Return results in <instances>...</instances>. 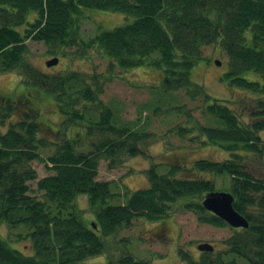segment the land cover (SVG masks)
I'll list each match as a JSON object with an SVG mask.
<instances>
[{"label": "trees", "instance_id": "1", "mask_svg": "<svg viewBox=\"0 0 264 264\" xmlns=\"http://www.w3.org/2000/svg\"><path fill=\"white\" fill-rule=\"evenodd\" d=\"M86 9L120 12L132 20L84 40L79 30ZM30 40L43 42L54 57L72 47L77 53L102 52L109 58L108 72L150 65L162 69V91L183 90L191 101L200 100L196 110L204 119L199 121L184 104L169 108L185 117L184 126H175L176 136L200 146L218 145L229 157L197 159L187 177L178 176L181 167L160 173L151 165L148 187L126 191V201L115 203L122 194L114 191L112 181L98 179L100 161L114 168L127 156L144 154L143 145L154 133L141 119L121 120L112 105L101 100V74L88 80L76 72L36 69L26 58ZM208 45L219 46L227 56L224 77L229 85L256 95L247 106L249 119L192 78L191 70ZM248 70L261 79L243 77ZM10 71L28 88L52 96L62 127L74 125L77 131L48 142L29 106V112L0 130V225L23 228L19 239H29L32 247L24 253L0 234V264H84L100 254L106 255L107 264H151L124 250L114 257L109 241L135 219L167 216L177 202L200 223L226 226L201 204L204 195L215 190L205 172L230 177L232 205L249 223L247 228L230 226L234 234L225 241V254L264 264V175L252 173L243 160L264 158V0H0V73ZM2 101L7 105H0V125L17 111L16 103ZM19 101L31 105L26 95ZM48 146L54 150L44 157L40 150ZM34 160L43 161L50 173L38 178ZM35 180L41 197L31 190ZM81 194L87 195L93 220L78 207ZM128 241L122 237L114 246ZM200 254L197 259L188 253L182 257L186 264H238L225 260L223 253Z\"/></svg>", "mask_w": 264, "mask_h": 264}, {"label": "rangeland", "instance_id": "2", "mask_svg": "<svg viewBox=\"0 0 264 264\" xmlns=\"http://www.w3.org/2000/svg\"><path fill=\"white\" fill-rule=\"evenodd\" d=\"M32 16V15H30ZM120 12L86 9L84 17L80 21L79 35L87 40L96 33L112 29L116 26L130 22ZM29 52L27 60L38 70L51 74L76 72L86 79L94 74H101L104 80V90L100 95L103 102L112 105L118 112L121 120L135 121L141 119L146 123L147 130L154 133L143 145L144 154L127 156L123 163L114 168H109L106 160L99 163V180L112 181L115 192L125 194L148 187L147 169L156 165L158 172L164 173L172 166L181 167L178 176H189L193 161L201 158L221 161L229 157L227 150L218 145L200 146L191 144L176 136V125L184 126L185 117L178 112H171L169 108L177 105H186L192 108V112L199 121L203 122L201 113L196 110L200 100L191 101L183 90L165 94L161 89L162 69L156 66H140L123 69L115 67L107 71L109 58L97 50L77 53V48L67 49V54L57 55V64L47 66L46 61L54 57L43 42L28 41ZM219 62V64L216 63ZM228 58L217 45H208L203 48V56L196 62L191 70L192 78L203 84L206 92L212 97L225 100L236 113L245 119L248 117L247 106L254 103L255 94L243 89L233 87L226 81L224 74L228 70ZM242 76L250 80H260L261 75L255 71H244ZM108 79V80H107ZM20 75L16 71L0 73V105L7 104L2 99H7L17 104V111L8 116V122L0 125L3 132L9 122L20 119L29 106L38 116L41 126V137L48 142L59 138L72 136L76 131L74 125L62 127L63 117L58 113L55 100L43 92L34 91L20 81ZM31 103L20 104L23 96ZM23 101V100H22ZM155 107L157 113L154 114ZM5 131V130H4ZM53 146L44 147L41 153L44 157L51 154ZM249 170L256 175H264V158L243 159ZM38 178L44 177L50 172L43 161H32ZM202 175L212 180L216 191L230 192V177L227 174H215L211 172ZM36 181L30 182L33 194L41 197L42 192L36 191ZM121 195L114 202H125L129 196ZM78 207L83 215L93 220V213L88 207L87 195H78ZM23 228L12 229L5 224L0 225V234L9 241V245L24 253L31 252L29 239L23 237ZM234 234V230L226 226H214L200 223L196 214L189 210H183L182 203L177 202L173 206L172 213L157 220L147 218L135 219L129 229L121 230L116 239H111V251L114 257L122 254L123 250L130 252L139 258L151 260V264H186L183 253H188L193 258H199L201 251L198 244L208 242L214 246L213 255L222 254L225 260L235 259L238 264H251L246 258L225 252L229 249L225 242ZM125 237L129 241L115 247L114 243ZM84 264H107L106 255L88 257Z\"/></svg>", "mask_w": 264, "mask_h": 264}, {"label": "water", "instance_id": "3", "mask_svg": "<svg viewBox=\"0 0 264 264\" xmlns=\"http://www.w3.org/2000/svg\"><path fill=\"white\" fill-rule=\"evenodd\" d=\"M58 57H52L46 61L47 66H53L58 63ZM219 64L218 61H216ZM234 197L231 192L211 191L204 195L201 204L203 207L216 216L224 220L233 228H247L249 223L247 219L236 211L232 205ZM200 251L211 252L214 250L213 245L208 242H202L198 245Z\"/></svg>", "mask_w": 264, "mask_h": 264}]
</instances>
